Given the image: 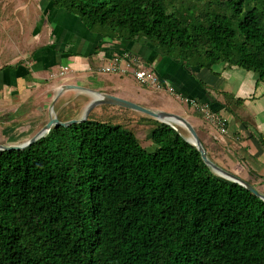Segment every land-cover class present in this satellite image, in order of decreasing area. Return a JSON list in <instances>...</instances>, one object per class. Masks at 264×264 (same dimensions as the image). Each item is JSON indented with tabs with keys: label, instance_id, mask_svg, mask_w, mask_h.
Returning <instances> with one entry per match:
<instances>
[{
	"label": "trees",
	"instance_id": "16d2710c",
	"mask_svg": "<svg viewBox=\"0 0 264 264\" xmlns=\"http://www.w3.org/2000/svg\"><path fill=\"white\" fill-rule=\"evenodd\" d=\"M51 1L103 38L264 83V0ZM150 138L88 118L0 151V264H264V202L170 126Z\"/></svg>",
	"mask_w": 264,
	"mask_h": 264
},
{
	"label": "crops",
	"instance_id": "0c3cea01",
	"mask_svg": "<svg viewBox=\"0 0 264 264\" xmlns=\"http://www.w3.org/2000/svg\"><path fill=\"white\" fill-rule=\"evenodd\" d=\"M24 10L31 21L28 20V23L33 32L30 31L29 36L23 38V42L27 40L26 45L29 44L31 49L22 51L20 46L22 57L0 67V138L3 135L9 136L4 145L27 142L53 116L50 111L46 118L25 116L32 109L25 111L22 107L36 102L33 97L36 92H40L39 97L50 102L49 108L53 106L54 111L56 110L53 117L59 119V116H63L64 120L61 122L70 121L63 115L66 111L64 109H70V113L77 114L73 119H80L93 100L92 95L85 91L60 88L63 85L78 86L118 97L153 112H165L186 119L201 143L203 142L207 156L215 161L222 158L226 167L222 169L250 185L258 183L264 188V83L258 81L257 74H246V71L229 68L227 65L214 67L210 71L184 65L165 57L146 39L137 43L111 41L86 30L77 17L54 9L51 0H33ZM32 12L38 15L34 22L39 25L40 32H35L37 27L32 25L33 19L29 16ZM39 41L45 43L40 44ZM124 56L139 58L140 66L155 71L164 84H172L176 92L175 95L170 92L169 94L179 101V105L173 107L169 103L151 98L148 102L138 103L128 99L130 92L124 88L125 82H132L128 77L124 81L121 77V83L113 84L97 78L104 76L98 72L99 69L119 61ZM121 66L125 68L126 64L121 62ZM61 68L74 71L72 77H60L63 80L51 78L52 73H57ZM57 79L61 82H54ZM134 84L136 89L142 90H138L136 95L150 94L147 88H141L136 82ZM162 95L165 97L168 94ZM236 98L246 101L243 108L228 106L227 102L234 103ZM195 104H206L220 115L226 116L229 121L227 134L215 136L209 121L201 114L191 111ZM37 109L47 110L44 109V104ZM193 115H201L199 121L194 120ZM192 121L197 123L193 125ZM201 128L202 137L197 132ZM24 136L26 137L20 140Z\"/></svg>",
	"mask_w": 264,
	"mask_h": 264
},
{
	"label": "rangeland",
	"instance_id": "374dc122",
	"mask_svg": "<svg viewBox=\"0 0 264 264\" xmlns=\"http://www.w3.org/2000/svg\"><path fill=\"white\" fill-rule=\"evenodd\" d=\"M33 0H0V67L6 64H11L13 62H15L17 59L21 58L22 55L20 54V46L22 51H26V50H30L31 48L29 47V44L26 45L27 40H25V42H23V38H26L29 36L30 31H32L31 27H30V23H28V20L30 21V19H28V17L25 14V10L24 8H26V5L30 2H32ZM24 10V11H23ZM30 18L33 19L32 21V25L36 26L37 28L35 29V32H40L41 29L39 28V25L37 26L36 23L34 22V19H36L38 17V15H36L35 12L30 13ZM31 22V21H30ZM33 32V31H32ZM47 41L49 40L48 38L46 39ZM29 41V39H28ZM40 44H44L45 42H41L39 41ZM17 46V48H16ZM10 47V48H9ZM30 48V49H29ZM44 48V47H41ZM127 70V76H121V74L118 73H104L103 77H97L99 79H105L110 81L112 84L113 83H121L122 79L121 77H123V81L127 79V77L132 81L129 83H124L125 85V91L130 92V96L128 97V99L132 100V101H136L138 103H140L141 101L143 102H148L150 101V98L152 100H158L160 102H164V103H169V105L176 107L177 105H179V101L176 100L174 97H172L169 92L172 89L173 91H175V89L172 87V84H164L160 78L158 77L157 73L155 72V75L158 77L161 85H162V93L168 94L167 96H163L162 93H160V91L157 90H153L150 91V94L147 95L146 93H141V96L136 95V92L142 91L139 88L136 89V84H134L135 82L137 83V80L133 74V72L135 71H139L140 69L135 67V66H130L128 68H126ZM141 70H146V67L141 69ZM245 72V71H244ZM73 72H68L67 75H65L64 77L67 79L69 77H72ZM246 74H251L248 72H245ZM54 74V73H52ZM101 74V73H100ZM105 74H107L105 76ZM255 74V73H254ZM102 76V75H101ZM258 76V75H257ZM39 78L41 79V76H39ZM59 80H63V78H59ZM58 79L54 82H61ZM259 81V80H258ZM31 81H29L30 83ZM108 84V83H107ZM123 85V86H124ZM69 86V85H63L60 88L63 89L64 87ZM141 88H146L144 86H141ZM176 92V91H175ZM40 92H36L35 95L33 96L34 99H36V102L33 103H29V104H25L23 105V109L25 111H27L29 108L32 109L31 111H29L25 116H39V117H44L46 118V116L49 114V111L51 112V115H55L56 110H50L49 105L50 102L46 101L45 99L39 97ZM172 94V93H171ZM175 95V94H173ZM123 96V95H120ZM226 98V96H225ZM233 102H227L231 108L233 106L236 107V109H238V107L243 108V104H245V100L244 99H234ZM41 104H44V109L47 110H39L37 109V107H40ZM48 104V107H47ZM66 110V111H65ZM63 111H65V113L63 115H66V117L71 121L73 118H75V116L77 115H72V113H70V109H64ZM191 111L193 113L196 114H201L200 112H196L195 110V106H192ZM83 117V115H82ZM81 117V118H82ZM80 118V119H81ZM89 120L92 121H96L98 123H103V124H109L111 127L115 128L120 126L124 131H128L131 132L132 134H134L137 138V140L139 141L140 145L143 147V149H145L147 152L149 153H153L156 150V145L153 143L152 139L150 138V134L153 130V128H155L156 126V122H159L155 119H152L140 112L137 111H133V110H129V109H124V108H118V107H112V106H99L95 109H93L89 115H88ZM194 120H198L200 119V116H194L192 117ZM60 122L62 120H64L63 116H59L58 119ZM73 120H79V119H73ZM69 122V121H68ZM160 123V122H159ZM197 123V122H193ZM229 124H227V130H228ZM178 128V133L181 135V137L184 140L190 139L191 136L189 135L188 132H186L185 130H183L180 127ZM1 130V128H0ZM197 132L199 133V136L202 137L203 136V130L201 128V131L197 129ZM26 136L22 137L20 140H22L23 138H25ZM9 138V136L7 135H3V137L0 138V143L3 144L5 142H7V139ZM29 141V140H28ZM25 143V142H24ZM3 146H7L4 145ZM208 160L210 162H212L213 164H215L216 166L222 168H226L225 164L222 162V158H217V161H215L211 156H207ZM207 167V166H206ZM208 170L214 175L219 177L218 175H216L215 173H213V170L210 167H207ZM224 170V169H223ZM226 171V170H225ZM253 188L264 197V188L259 185L258 183H253Z\"/></svg>",
	"mask_w": 264,
	"mask_h": 264
},
{
	"label": "water",
	"instance_id": "95a60500",
	"mask_svg": "<svg viewBox=\"0 0 264 264\" xmlns=\"http://www.w3.org/2000/svg\"><path fill=\"white\" fill-rule=\"evenodd\" d=\"M61 90H73V91H85L88 92L92 95L93 100L88 104L86 107L83 117L79 120H71L69 122H60L56 117H50L48 123L36 134L34 135L29 141L20 144V145H8V146H3L0 145V151L1 152H10V151H22L28 147H30L32 144L40 140L41 138L45 137L54 127H62L66 128L69 127L73 124H80L83 122H86L88 120V115L89 113L99 107V106H115V107H121L133 111L140 112L148 117H151L153 119L158 120L160 123H163L165 125L170 126L174 130L178 131L177 127L182 128L186 132L189 133L191 136L190 139L185 140L188 144L193 146L198 153L200 154V157L203 161V163L207 166L210 167L213 170V173L218 175L220 178H223L227 181H230L234 184H237L238 186L244 188L248 192L252 193L255 195L257 198H259L261 201L264 202V197L259 194L253 186H251L249 183L243 181L239 177L233 175L232 173L225 171L221 169L220 167L216 166L212 162H210L207 158V152L205 150V147L201 143L196 131L194 128L191 126L190 123L187 122L186 119L179 117L177 115L165 113V112H153L150 110H147L143 107L138 106L137 104L131 103L129 101H125L123 99H120L118 97L108 95V94H103V93H97L94 91H89L84 88L78 87V86H66ZM53 109V106L50 107V110Z\"/></svg>",
	"mask_w": 264,
	"mask_h": 264
},
{
	"label": "built area",
	"instance_id": "2783aa9c",
	"mask_svg": "<svg viewBox=\"0 0 264 264\" xmlns=\"http://www.w3.org/2000/svg\"><path fill=\"white\" fill-rule=\"evenodd\" d=\"M121 62L126 64V67L123 68L121 66ZM140 59L133 56H124L122 59H119V61H115L111 63L109 66L101 68L98 70L99 73H121L126 74L127 70L126 68L130 66H135L139 68V71L133 72L137 84L146 87L148 90L153 91H162V85L158 79V77L155 75V71L151 69L141 70L145 68L146 66H140ZM69 70L67 68H61L57 73L51 75V78L56 77L60 78L65 76ZM170 93L175 94V91L172 89L170 90ZM195 110L196 112H200L205 119H207L213 127V132L215 136H225L227 134V124H229V121L227 120L226 116L220 115V113L214 109H212L210 106L206 104H195Z\"/></svg>",
	"mask_w": 264,
	"mask_h": 264
}]
</instances>
